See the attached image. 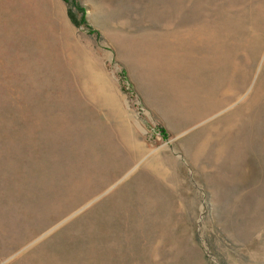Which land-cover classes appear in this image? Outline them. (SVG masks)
<instances>
[{
	"label": "rangeland",
	"instance_id": "1",
	"mask_svg": "<svg viewBox=\"0 0 264 264\" xmlns=\"http://www.w3.org/2000/svg\"><path fill=\"white\" fill-rule=\"evenodd\" d=\"M0 264H264V0H0Z\"/></svg>",
	"mask_w": 264,
	"mask_h": 264
},
{
	"label": "bare ground",
	"instance_id": "2",
	"mask_svg": "<svg viewBox=\"0 0 264 264\" xmlns=\"http://www.w3.org/2000/svg\"><path fill=\"white\" fill-rule=\"evenodd\" d=\"M202 29L203 28H202L201 25L200 26H193L191 28H188L187 31L185 32L186 41H187V43L185 45H187V46H185V49L184 50H185V55L188 58L193 55L192 52H191V50H190V48H189V46H188V44H190V46H195L196 47L197 46V43L199 42V39L198 38H200V37H198V36L200 34L206 36L205 37V41H206V43L208 45H211V42L213 41V38H214V35H215V30L213 28H211V27L209 29L206 28V32H205L206 34H202ZM196 38L198 39V41H196ZM188 49H189V51H188ZM176 59H177V57L175 55L172 56L171 59H170L171 64L172 63H175L176 64L177 63V60ZM214 105L217 106V103H215Z\"/></svg>",
	"mask_w": 264,
	"mask_h": 264
},
{
	"label": "trees",
	"instance_id": "3",
	"mask_svg": "<svg viewBox=\"0 0 264 264\" xmlns=\"http://www.w3.org/2000/svg\"><path fill=\"white\" fill-rule=\"evenodd\" d=\"M163 132H165V131L163 130Z\"/></svg>",
	"mask_w": 264,
	"mask_h": 264
}]
</instances>
